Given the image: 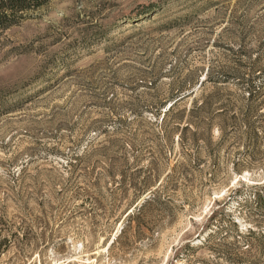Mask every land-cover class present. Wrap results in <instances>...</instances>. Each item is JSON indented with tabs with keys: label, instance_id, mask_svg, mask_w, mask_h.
Segmentation results:
<instances>
[{
	"label": "rangeland",
	"instance_id": "rangeland-1",
	"mask_svg": "<svg viewBox=\"0 0 264 264\" xmlns=\"http://www.w3.org/2000/svg\"><path fill=\"white\" fill-rule=\"evenodd\" d=\"M253 76L264 0H56L5 33L0 264H264Z\"/></svg>",
	"mask_w": 264,
	"mask_h": 264
},
{
	"label": "trees",
	"instance_id": "trees-1",
	"mask_svg": "<svg viewBox=\"0 0 264 264\" xmlns=\"http://www.w3.org/2000/svg\"><path fill=\"white\" fill-rule=\"evenodd\" d=\"M56 0H0V37H2L5 33L10 31L13 28L19 27L22 23L29 20L30 17L39 12L40 10L47 7L50 3ZM257 63L251 65V71L254 75L257 69ZM261 75V74H260ZM259 77L253 76L251 79L247 80V87L246 91L248 93V102L250 106L258 104L262 98L264 97V84L262 86L257 85V80ZM208 81V80H207ZM212 82V81H211ZM216 83V82H214ZM178 102L173 103L168 109H165L164 119L170 115H174L177 109ZM212 104L210 102H204L200 105H195L190 110L189 121L186 123V126L180 129V125L183 122L182 118L185 114L184 112H180L178 114V121L179 123L177 127H175V131H179L180 135L178 137V141H180L181 145L184 147L190 141L186 137H184L185 132H193L197 128L194 126L196 125V120H198V116L201 114L207 113V111L211 108ZM262 115V114H261ZM195 116V117H194ZM169 133L166 131V134ZM196 135V134H194ZM74 160V159H73ZM73 164L70 162L68 163L67 168H73ZM164 189L163 183L158 185L157 189L153 192H150L149 197L145 199L142 205L133 211L132 214L140 215L142 211H144L147 207L153 205L157 202V196L161 193ZM248 235L254 234L253 231H248Z\"/></svg>",
	"mask_w": 264,
	"mask_h": 264
}]
</instances>
